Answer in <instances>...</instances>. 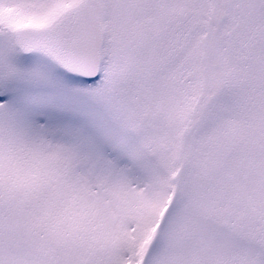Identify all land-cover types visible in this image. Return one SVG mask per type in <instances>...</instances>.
I'll return each mask as SVG.
<instances>
[{
	"label": "snow or ice",
	"instance_id": "obj_1",
	"mask_svg": "<svg viewBox=\"0 0 264 264\" xmlns=\"http://www.w3.org/2000/svg\"><path fill=\"white\" fill-rule=\"evenodd\" d=\"M0 264H264V0H0Z\"/></svg>",
	"mask_w": 264,
	"mask_h": 264
}]
</instances>
